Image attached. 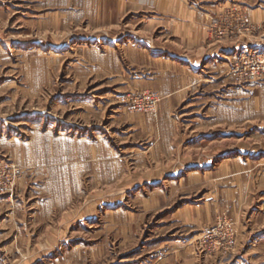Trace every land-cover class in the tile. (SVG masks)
<instances>
[{
  "label": "rangeland",
  "instance_id": "374dc122",
  "mask_svg": "<svg viewBox=\"0 0 264 264\" xmlns=\"http://www.w3.org/2000/svg\"><path fill=\"white\" fill-rule=\"evenodd\" d=\"M186 1L241 44L216 108L163 105L169 54L139 15L0 0V264H264V75L237 68L264 53V0ZM145 91L156 114L121 99ZM224 214L236 244L207 255Z\"/></svg>",
  "mask_w": 264,
  "mask_h": 264
},
{
  "label": "crops",
  "instance_id": "0c3cea01",
  "mask_svg": "<svg viewBox=\"0 0 264 264\" xmlns=\"http://www.w3.org/2000/svg\"><path fill=\"white\" fill-rule=\"evenodd\" d=\"M91 1L109 19L139 15L145 30L162 34L157 35L159 39H152V45L165 48L169 56L165 69L160 70L163 73L154 75L150 88L163 94L164 106L182 103L216 108L221 87H227L230 99L236 93L232 72L241 44L214 38L211 27L218 6L202 12L186 0ZM252 13L262 19L263 14L257 9Z\"/></svg>",
  "mask_w": 264,
  "mask_h": 264
},
{
  "label": "built area",
  "instance_id": "2783aa9c",
  "mask_svg": "<svg viewBox=\"0 0 264 264\" xmlns=\"http://www.w3.org/2000/svg\"><path fill=\"white\" fill-rule=\"evenodd\" d=\"M222 33V32H221ZM244 67L237 64L242 79L255 80L264 75V53H253L249 57L243 58ZM123 102L133 104V108L137 112H154L156 114V104L159 101V95L155 92L145 91L140 95H133L127 101L124 96L121 98ZM20 171L13 170L10 180L16 178ZM199 246L207 255H214L218 251L222 254L228 253L236 244V228L234 222L225 214L221 216L216 224L209 230L205 231L200 237Z\"/></svg>",
  "mask_w": 264,
  "mask_h": 264
}]
</instances>
